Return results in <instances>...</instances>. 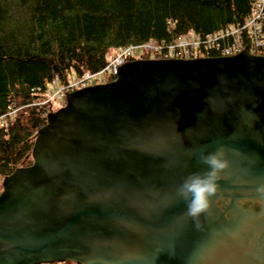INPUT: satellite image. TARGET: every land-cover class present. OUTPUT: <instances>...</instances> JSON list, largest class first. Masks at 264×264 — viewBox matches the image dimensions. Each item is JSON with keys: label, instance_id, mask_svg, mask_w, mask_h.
I'll return each mask as SVG.
<instances>
[{"label": "water", "instance_id": "obj_1", "mask_svg": "<svg viewBox=\"0 0 264 264\" xmlns=\"http://www.w3.org/2000/svg\"><path fill=\"white\" fill-rule=\"evenodd\" d=\"M219 146L230 167L194 221L176 189ZM32 157L2 181L0 264H264L243 237L264 209L238 205L264 201V56L129 61L69 93Z\"/></svg>", "mask_w": 264, "mask_h": 264}, {"label": "trees", "instance_id": "obj_2", "mask_svg": "<svg viewBox=\"0 0 264 264\" xmlns=\"http://www.w3.org/2000/svg\"><path fill=\"white\" fill-rule=\"evenodd\" d=\"M250 8L251 0H0V116L18 109L0 128V180L33 161L46 81L97 72L130 45L242 25Z\"/></svg>", "mask_w": 264, "mask_h": 264}, {"label": "built area", "instance_id": "obj_3", "mask_svg": "<svg viewBox=\"0 0 264 264\" xmlns=\"http://www.w3.org/2000/svg\"><path fill=\"white\" fill-rule=\"evenodd\" d=\"M244 51L264 56V0H251L249 15L242 25H230L208 34L188 32L174 37L171 41L150 40L130 45L114 55H109L106 66L97 72L84 73L67 84H61L58 78L46 81L48 98L39 105L53 102L57 98H66L69 93L85 87L113 81L120 67L132 60L230 57ZM17 111L16 107L11 106L7 113L1 115L0 128L8 129L9 121Z\"/></svg>", "mask_w": 264, "mask_h": 264}, {"label": "clouds", "instance_id": "obj_4", "mask_svg": "<svg viewBox=\"0 0 264 264\" xmlns=\"http://www.w3.org/2000/svg\"><path fill=\"white\" fill-rule=\"evenodd\" d=\"M198 159L206 166V171L190 173L176 189L177 196L185 202L186 215L194 221L209 211L213 198L219 192V182L224 179V173L230 167L224 146L210 152L201 151ZM256 191L264 195V182L257 185ZM196 226L199 227V224Z\"/></svg>", "mask_w": 264, "mask_h": 264}, {"label": "flooded vegetation", "instance_id": "obj_5", "mask_svg": "<svg viewBox=\"0 0 264 264\" xmlns=\"http://www.w3.org/2000/svg\"><path fill=\"white\" fill-rule=\"evenodd\" d=\"M228 176L230 177V175ZM257 195L260 194L257 193ZM230 201H231L230 197H223V198H219L216 204L220 208V210L224 212ZM238 205L244 209H251L254 212H261L264 209V201H262L259 198H250L246 200H241L240 202H238ZM236 217H237V213L232 212L230 210H228L225 214V218L228 221H231ZM243 237L245 239L246 246H249L250 241L253 240L252 253L256 254L258 257H262L264 260V230L258 236H256L257 238H255L253 232H249V231L243 232Z\"/></svg>", "mask_w": 264, "mask_h": 264}, {"label": "rangeland", "instance_id": "obj_6", "mask_svg": "<svg viewBox=\"0 0 264 264\" xmlns=\"http://www.w3.org/2000/svg\"><path fill=\"white\" fill-rule=\"evenodd\" d=\"M47 98H48V96L45 97V99H47ZM47 104H48L47 110H45V112L43 113L45 116H47L51 112L56 111L59 108L63 107L66 104V102H65V98H57L55 101L49 102ZM32 159H33V157H32ZM3 179L0 180V192L2 191V188H3V186H2ZM52 264H66V263L65 262H60V263H52Z\"/></svg>", "mask_w": 264, "mask_h": 264}]
</instances>
